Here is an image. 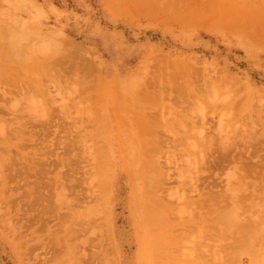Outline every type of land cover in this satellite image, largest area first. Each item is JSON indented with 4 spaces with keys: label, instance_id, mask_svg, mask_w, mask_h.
I'll list each match as a JSON object with an SVG mask.
<instances>
[{
    "label": "rangeland",
    "instance_id": "obj_1",
    "mask_svg": "<svg viewBox=\"0 0 264 264\" xmlns=\"http://www.w3.org/2000/svg\"><path fill=\"white\" fill-rule=\"evenodd\" d=\"M2 23L7 28L4 41H11L13 34L24 41L25 34L30 41L33 38L30 42L28 37L22 48L19 45L18 55L7 58L4 73H16L28 86L41 75L40 63L33 62L41 55L57 64L68 81L55 87L43 77L41 95L36 91L32 101L21 98L17 110L16 100L13 103L9 97L6 104L0 94L1 110L4 104L8 109L14 104L0 113L4 123L12 130L20 129L16 124L22 121L25 125L24 120L29 124L23 135L11 130L9 140L0 131V264H157L154 238L162 234L176 247L186 243L187 252H181L169 240V264H180L181 258L184 264H206L212 258L205 248L210 242L213 246L207 247L223 253L211 252L220 263L264 264V0H0V24L5 28ZM57 49L61 52L56 56ZM184 67L231 82L228 90L220 85L190 104L189 118L196 114L207 118L201 137L200 117H194V125L188 119L175 126L168 116L173 127H164L157 116L169 100L164 105L156 101L157 105L148 100L144 87L138 88L146 81L147 89L152 78L157 88L160 81L167 85V75ZM8 75L0 89H8ZM172 83L174 92L182 89L181 79ZM216 96L230 108L213 106ZM135 99L141 106L135 105ZM47 113L50 122L45 115L41 120ZM137 114L157 122L146 139H153L147 143L161 169L147 166L145 173L157 179L163 173L173 177L154 193L142 190L135 180L145 157L135 137ZM40 129L47 134H39ZM177 140L184 142L181 150L172 143ZM226 141L233 147L226 161L235 155L234 164L230 161L204 174L199 172L202 168L195 173L191 165L185 167L192 157L184 148L197 144L202 149L211 142L214 147L208 157L221 160L223 152L217 146ZM190 173L200 187L196 194L192 186L186 188L192 183ZM179 174L187 185L180 182ZM209 194L220 200L208 208L212 214L206 217L208 205L202 206L203 211L200 204L209 201ZM151 198L162 215L148 209L154 206ZM147 199L152 203L148 208ZM160 222L167 229L157 235L154 226ZM202 224H206L201 234L207 233L205 246L202 237L199 240ZM199 249L205 254L197 252V258L194 252ZM252 250H256L253 258ZM185 252L194 261L189 262Z\"/></svg>",
    "mask_w": 264,
    "mask_h": 264
},
{
    "label": "bare ground",
    "instance_id": "obj_2",
    "mask_svg": "<svg viewBox=\"0 0 264 264\" xmlns=\"http://www.w3.org/2000/svg\"><path fill=\"white\" fill-rule=\"evenodd\" d=\"M12 22V21H11ZM2 24H4V23H2ZM5 25V28H4V26H1V24H0V82L2 83V79L3 80H6L5 79V77H6V75H8L7 73H4V71H5V69H6V67L4 68V66H3V64H4V62L6 63V62H8L7 61V58L9 57L10 58V56H11V58H13L15 55H18L19 54V52H21V50H20V48H22V46L21 45H23L24 43H25V41L26 42H28L27 40L29 39V41H30V35L28 36L27 34H25V36L26 37H24V38H28L27 40L25 39V41L23 40V38L21 37V39L19 38L20 36L18 35L17 37L13 34L12 36H10L11 38V41L9 40H7V39H5V41H4V38H6L7 37V35H5L6 34V24H4ZM10 30V29H9ZM18 30V29H17ZM20 33V31L18 30L17 31V33ZM29 34H31V33H29ZM36 35V34H35ZM58 35V34H57ZM23 36V35H22ZM43 36V35H42ZM54 36V35H53ZM52 36V37H53ZM34 37V36H33ZM8 38V37H7ZM14 38V39H13ZM53 38H57L56 37V34H55V37H53ZM62 37H60L59 39H61ZM16 39H18V40H16ZM32 37H31V41L30 42H32ZM52 38H49V35H48V39L47 40H51ZM14 40V41H13ZM22 40H23V42H22ZM38 40H39V38H38ZM55 41H57V39H54ZM21 42V44H20V42ZM54 41V42H55ZM50 42H52V44H53V39L50 41ZM19 43V44H18ZM23 43V44H22ZM58 43H60V40L58 41ZM58 43L57 44H55L56 46L58 45ZM28 44V43H27ZM19 45L21 46L20 48H19ZM29 45V44H28ZM24 46V45H23ZM55 47V46H54ZM54 47H53V49H54ZM25 48V47H24ZM57 51H59L58 53H57ZM55 53H56V56L57 55H59V53L61 52L59 49H57L56 51H54ZM71 53V52H70ZM70 55V54H69ZM74 55V54H73ZM73 55H71L72 57H73ZM55 56V55H54ZM69 57V58H72V57ZM75 56V55H74ZM35 58L33 59V62H39L40 63V65H41V75H36V77H40V79L39 80H37L36 79V77H34V81L32 82V81H30L29 82V85L28 86H26V85H24V83H23V81H22V79L19 77V76H17L16 75V73H15V75H8V78H10L9 80L11 81V83L9 84L10 85V87H12V90H14V93H13V91L11 92L10 91V89H9V85L7 86V88L9 89V94L7 95L6 94V92L8 91V89L7 90H5L6 89V86H5V84H4V88H2V89H0V90H3V91H0L1 93L0 94H2V97L4 96V97H6V100H4L3 98V100H4V102L7 104L8 103V100L7 99H9V97H12V99H14V100H12V102L13 101H15V108H16V110H17V106H16V103H17V105H21V104H18V101H21V98H22V100L23 101H26V98H30L31 96H33V99L35 98L34 96H35V94H34V92H36L37 91V93H36V95L37 94H39L40 93V95H41V93L43 92V88H44V86H43V80H42V78L43 77H45L51 84H53L55 87H60L63 83H62V81L64 80V81H68V80H66L65 78H63V73H62V71L60 70V68L58 67V65L57 64H51L50 62H49V59L47 58V57H44V56H39V55H36V56H34ZM53 57V56H52ZM74 59H76V56H75V58ZM77 59H79V57L77 56ZM150 67V66H149ZM150 69V68H149ZM148 69V70H149ZM174 75H172V76H170V77H168V75H167V81H168V84L167 85H164L161 81L159 82V86H158V88L156 87V85H155V81L153 80V78L151 79V81H153V82H151V81H149V83L148 84H150L149 86H147V89H146V81L145 82H142V83H144V85L143 84H141L140 86H138V88H140L141 86V88H143L144 87V93H145V95L147 96V98H148V100H151V101H154L155 103H156V101L157 102H159V103H156L157 105L159 104V105H164L163 103L165 102V100L166 99H168L169 101L168 102H166V103H168L169 104V106L168 107H162L161 109V111L158 113V119L163 123V125H164V127H167V126H169L170 128L171 127H173V125H171V124H168V122H167V118H168V116H171V118L169 117L168 118V120L169 119H173L172 120V122L175 120V122H173V124L175 125V126H182L183 124H184V122L186 121H188V119H189V122H190V124L191 125H194V120H195V116H197V117H200V120H201V126H199V127H197V128H195V129H197L198 131H200V129H201V131L200 132H196L200 137L202 136V135H200V134H202L203 133V130H204V125H206V123H204V124H202V121L204 122V121H206L207 122V118H206V116L204 115V114H202V115H200V116H198L197 114L195 115V116H192V118H191V116H190V118H189V115H191L190 113H188L189 112V110H188V108L190 107V104L192 103H198L199 101H201L202 99H204L203 97H205V93L206 92H208L210 89H212V90H218L219 88H220V85L221 86H225L227 89L226 90H228V86H229V84H231V82H229V81H227V80H225V79H223V78H220V76H218L217 74H215V78L214 77H212L211 75H209L208 73L207 74H203V73H201V74H198L196 71H194L192 68H189V67H184L183 69H181V70H179L177 73L175 72V73H173ZM142 76V75H141ZM76 77H78V74H77V76ZM141 79H144L143 77H141ZM177 79H181V84H182V86H180L182 89H178L177 90V92H174V88H176V86L175 85H172L173 83H172V81H175V80H177ZM9 80H7V81H9ZM137 80V79H136ZM139 82V81H138ZM1 83H0V85H1ZM62 83V84H61ZM153 84V85H152ZM180 84V83H179ZM118 85V84H117ZM178 85V84H177ZM228 85V86H227ZM2 86V85H1ZM1 86H0V88H1ZM168 86V87H167ZM175 86V87H174ZM14 87V88H13ZM117 88V91L118 90H120L121 89V86L120 85H118V86H116ZM150 88H152L153 90H150ZM170 89V93H169V95H167L166 94V89ZM211 90V91H212ZM6 91V92H5ZM136 91H138L139 93L140 92H142V89H137ZM33 92V93H32ZM138 92H134L133 94V96L136 98V95L138 94ZM213 92V91H212ZM225 92H227V91H225ZM8 93V92H7ZM31 93L32 94H34V95H31ZM217 93H218V91H217ZM215 94H216V92H215ZM219 94V93H218ZM226 94V93H225ZM225 94H223V95H225ZM229 93L227 92V94L226 95H228ZM217 95V94H216ZM219 95H221V94H219ZM8 96V97H7ZM222 96V95H221ZM25 99V100H24ZM31 99V98H30ZM27 100V101H32V99L31 100ZM216 99L217 100H213V102H214V104H213V102L211 103L213 106H216V107H218V106H221V108H225V106H227V103L225 104L224 102H223V100H222V102L220 101L219 102V96L217 97L216 96ZM9 100H11V99H9ZM137 99H135V101H134V103H135V105L136 106H141L140 104H139V102L138 101H136ZM221 100V99H220ZM22 102V101H21ZM21 102H19V103H21ZM10 104H11V102H9ZM14 103V102H13ZM12 103V107L14 106V104ZM32 103V102H31ZM220 103V104H219ZM5 105V104H4ZM4 105H2V107H3V109L0 111V113H2V111L4 110V109H8V107L6 108ZM166 105V104H165ZM194 105V104H193ZM11 106H9L11 109H12V107ZM230 106H233V105H230ZM228 108H230L229 106H227ZM10 108L8 109L9 111H10ZM158 108V107H157ZM7 110V111H8ZM5 111V110H4ZM187 111V112H186ZM15 112V111H14ZM130 113V112H129ZM167 113V114H166ZM193 114L195 113V112H192ZM186 114H188V116L186 115ZM47 117V119H44V120H47V122L49 121H51V116L49 115L48 116V113L47 114H43L41 117V120H43V117L45 118V116ZM2 116H4V115H2ZM2 116H1V114H0V131H1V133H2V135L3 136H5V138H7L8 139V134L10 133V131L12 130V127H11V125H6L5 123H4V118H2ZM173 116V117H172ZM6 117V116H5ZM35 117H37V116H35ZM8 119V118H7ZM13 119V118H12ZM12 119H9V120H11L10 122H9V120H7L10 124H14V122H16L17 120H15V119H13L14 120V122H13V120ZM38 119V118H37ZM40 119V118H39ZM197 119V118H196ZM199 119V118H198ZM197 119V120H198ZM19 120V119H18ZM23 120V119H22ZM21 121V120H20ZM133 121H134V131H135V137L136 138H138V141H137V143H138V145H140V150H141V156H145L144 157V163L142 162L140 165H142L141 166V170H139V173L137 174V176H135V180H137V181H140L141 182V185H140V188H142V190L145 188V190H151V191H149V192H151V193H154V190H160L161 188H164V186H166V185H164V184H166L167 183V181L169 182V181H171V180H173L172 178V176H169V174H164L163 172V174H162V178L161 179H157V178H155L154 176H152V175H147V173H145V168L148 166L149 168H151V167H153V169L154 170H156L157 169V167L158 168H160V166H157V165H159V161H157V160H155V157H151V155L153 154L152 153V151H154V149H152L151 148V144H149V143H147V142H149V141H151V140H153L152 138H150V139H148V141H147V139H146V136H148V134H152V132H153V126L154 125H156L157 124V122H156V119H153V118H148V116H146V115H136V116H134V118H133ZM13 122V123H12ZM18 122V121H17ZM16 122V123H17ZM24 122H25V125L26 124H28L27 122L28 121H25L24 120ZM15 123V124H16ZM29 123H30V121H29ZM19 124V125H18ZM18 124H16L17 126H21V127H19L20 129H18L17 130V128L16 129H13L11 132H12V134L13 135H23V129H28V127H27V125L25 126V125H23V121H22V124L21 123H18ZM29 125V124H28ZM194 129V130H195ZM15 130V132H13ZM194 130H192V131H194ZM30 131H32L33 132V130H30ZM196 131V130H195ZM35 133H37V130H35L34 131ZM173 132V131H172ZM171 131H169V130H167V133H172ZM38 133L39 134H47V131L46 130H44V129H40V130H38ZM5 134V135H4ZM174 134V133H173ZM0 136H1V134H0ZM174 138H176L175 137V135L173 136ZM188 137V136H187ZM9 140V139H8ZM42 140V139H41ZM40 140V141H41ZM7 142H9V141H7ZM7 142H3L5 145L7 144ZM46 142V140L44 139V141L42 142V143H45ZM183 140L182 141H180V140H177V141H173L172 143H176L175 145H174V147H176L178 150H181V146H183ZM188 143V142H187ZM228 142L226 141V142H224V143H222V146L220 147V146H217V151H222L223 152V157L221 158V160H215V159H210V158H213V157H208V153L209 152H212L213 151V145H212V143L210 142V145L209 146H207V147H205V148H202L201 149V147L202 146H200V147H198V145L197 144H195V145H193L192 146V148H190L191 149V152H189L190 151V149L188 148V147H190V146H188V147H186V148H184L183 149V151L184 152H186V153H191V154H188L189 156H188V158H190V157H192V161L190 160V159H188V160H190V164H185V162H183V160H182V162L186 165L185 167H188V165H191L190 167L192 168V170H194L195 171V173H196V171H199V169H201L202 168V170L201 171H199V172H202L203 170H204V172H202L201 174H204L206 171V169H208V170H210V172L209 173H211V169L213 168L214 169V167H220V168H222V167H225L224 165L226 164V165H228V163L231 161V162H233V164H234V162H236V157H235V155H233L232 157H231V159L230 160H227L226 161V155L228 154V153H230L231 152V150H232V146L230 145V144H227ZM9 145H10V143H9ZM9 145H8V147H9ZM187 145H189V144H186V146ZM184 146H185V144H184ZM204 147V146H203ZM187 148H188V150H187ZM188 151H186V150ZM234 150V149H233ZM209 151V152H208ZM147 157V162H145L146 161V158ZM174 157V156H173ZM175 160L177 161V159L175 158ZM187 160V161H188ZM157 161V162H156ZM175 161V162H176ZM171 162H174V160L173 161H169L168 162V160H167V164L169 163V164H171ZM174 162V164L176 165L177 163H175ZM178 162V161H177ZM154 163V164H153ZM173 164V163H172ZM182 166H183V164H182ZM38 167V166H37ZM190 167H188L187 169H191ZM29 169H31V167H30V165H29ZM161 169V168H160ZM178 170V169H177ZM179 172L180 171H182V173L181 174H183V169L182 170H178ZM212 172H213V170H212ZM181 174H179L180 175V177H179V180H180V182H185L184 184H186L187 182H186V179H184V181H182L183 180V177L181 176ZM191 174V173H190ZM189 174V176H193L192 174L190 175ZM201 174H199V176L201 175ZM196 176V175H195ZM217 176V175H216ZM178 177V176H177ZM201 177V176H200ZM199 177V180L198 181H200V178ZM181 178V179H180ZM197 178H198V176H197ZM204 178V177H203ZM202 178V179H203ZM164 180V181H163ZM178 180V179H177ZM179 180H178V182H179ZM174 181H176V180H174ZM173 181V182H174ZM192 181V183L191 184H189V185H187L186 186V188L188 187H190V186H192L191 188H192V190L195 192V194L197 193V192H200V187H198L197 185H196V177H192L191 178V180L189 181V182H191ZM194 181V182H193ZM204 181V180H203ZM180 182L178 183V186H179V184H180ZM183 183H181V184H183ZM180 184V187H183L182 185ZM206 186V185H205ZM208 186H210L209 184H208ZM202 187V186H201ZM202 189V188H201ZM181 190H183V188H181ZM185 190V189H184ZM191 190V189H190ZM203 190V189H202ZM255 191V190H254ZM253 191V192H254ZM255 193V192H254ZM180 196V195H179ZM147 198H149V197H147ZM180 199L179 200H181L182 199V197H179ZM209 201L207 202V199L205 200V202H207V203H205V204H200V206H201V209L206 205H208L205 209H206V217L208 216V214H209V216H210V214H212V211L210 212V213H208V208H209V211L211 210V205L213 206L214 204H213V202L215 201V202H217L216 200H218L220 197H218V195H213V194H209ZM178 199V198H177ZM148 201H147V205H146V207L148 208V204H149V206L150 205H152V203L154 204V206L153 207H151V208H148V209H153L152 211H153V213L154 214H159V215H162V211H161V209H159L158 208V206H157V203L158 202H156V199H154L155 200V202H152L153 200H152V198H151V204L150 203H148V202H150L149 201V199H147ZM160 200V202H161V199H159ZM220 200V199H219ZM188 201H189V199H188ZM188 201H187V203H188ZM189 202H191V199H190V201ZM191 204V203H190ZM209 205H210V207H209ZM203 206V207H202ZM161 207H163V206H160V208ZM194 207V206H193ZM214 207V206H213ZM196 208H198L197 207V205H196ZM196 208H194V212H195V209ZM203 208V211L205 210ZM163 209H166L167 211H168V208L165 206ZM193 209V208H192ZM214 209V208H213ZM212 209V210H213ZM215 209H216V206H215ZM217 210V209H216ZM197 211H199V209L197 210ZM197 211L195 212V213H197ZM193 212V211H192ZM192 213V215H193V217L196 215L195 213ZM219 211H217V213H218ZM214 214H216V212H215V210H214V212H213ZM189 215H191V214H189ZM199 216H201V213L199 212V214H198ZM192 217V216H191ZM231 217V216H230ZM206 224H202V226H200V227H198V232H199V234L201 235L202 233H204L203 232V227L205 228L206 226H205ZM154 231H155V233L157 234V235H159V233H161V232H163V231H165L167 228H166V224H164L163 222H160V224L158 225V224H155V226H154ZM229 228H231V227H229ZM228 229V228H227ZM232 229V228H231ZM230 229V230H231ZM229 230V229H228ZM167 233V232H166ZM206 235H207V233H205ZM219 234V233H218ZM218 234H216V235H218ZM205 235V236H206ZM214 235H215V232H214ZM224 235V234H223ZM184 236H187V234H185ZM192 236V235H191ZM197 236H198V233H197ZM196 236V239H198V237ZM204 236V234H203V237H205ZM220 236V235H219ZM233 236V235H232ZM183 237V236H182ZM202 237V235L199 237V240H200V238ZM203 237L201 238L202 240H201V245H203V241H204V239H203ZM221 237V236H220ZM186 238V237H185ZM187 238H188V236H187ZM189 238H190V235H189ZM194 238V237H193ZM205 238H207V236L205 237ZM235 238V237H234ZM155 240H154V244H155V250H154V252H153V256H154V259L156 260V262H157V264H169L167 261H168V259L167 258H170L171 257V254H170V252L169 251H167V249H169L168 248V246H167V243H169V240H171V239H169L168 238V236L166 237L165 236V234H162V236L161 237H155L154 238ZM177 239V238H176ZM216 239H217V236H216ZM187 240H189V239H187ZM250 240V239H249ZM172 241H174V240H171L170 241V245H173V246H177V244L175 243V241L171 244V242ZM196 241V240H195ZM205 241H206V239H205ZM219 242L221 241L222 242V240H218ZM217 241V244H219V242ZM255 241V240H254ZM207 242V241H206ZM250 242H252V240L250 241ZM250 242H248V243H250ZM256 243H257V241H255ZM209 243V242H208ZM211 243V242H210ZM210 243L208 244L209 246H213L212 244L210 245ZM213 243V242H212ZM215 243H216V241H215ZM223 243V242H222ZM222 243H220V246H221V244ZM256 243H251V244H254V246H253V248L254 247H256L255 246V244ZM186 243L184 242V245H185ZM223 244H225V243H223ZM258 244V243H257ZM183 245V241H181V243L178 245V247H176V249L177 250H179V251H181L182 252V250L184 251H186L187 252V248L185 247ZM191 245V244H190ZM207 244H206V246L205 245H203V246H205V248L208 250V253H209V255H210V257H212L213 258V253H211L214 249V247L212 248V247H207L208 246ZM250 245V244H249ZM248 245V247H249V249L251 248V246H249ZM202 246V247H203ZM214 246H216V244H214ZM219 245H217V247H215V248H218V247H220ZM225 246V245H224ZM224 246L222 245L220 248H224ZM248 247L246 246V248L248 249ZM184 248V249H183ZM201 248V247H200ZM204 248V247H203ZM204 248V249H205ZM222 248V249H223ZM253 248H251V249H253ZM257 248V247H256ZM256 248H254V249H256ZM154 249V248H153ZM202 249V248H201ZM205 249V250H206ZM209 249H210V252H209ZM212 249V250H211ZM221 249V250H222ZM226 248H224L223 250H225ZM249 249H248V251H249ZM250 249V250H251ZM206 250V251H207ZM217 250H219V249H217ZM189 251V250H188ZM194 251V250H193ZM192 250H190V252H193ZM196 251V250H195ZM214 251H216V250H214ZM254 251V252H253ZM255 251L256 250H252V253H250V254H252V256H251V258H253V253H255ZM185 252V253H186ZM190 252H188V253H186L185 254V256L187 255V260H189V259H191V260H189V262L190 261H194V260H192L193 258H189L190 256L189 255H191L190 254ZM197 252H202V253H204L203 252V250L201 251L200 249L199 250H197L196 252H194V254H196L195 256L197 257V255H199L197 258H200V254H197ZM216 252H219V251H216ZM224 252V251H223ZM223 254L222 252H219V254ZM227 253V252H226ZM257 253V252H256ZM205 254V253H204ZM206 254H207V252H206ZM212 254V255H211ZM183 255V254H182ZM202 255V254H201ZM208 255V254H207ZM256 255V254H255ZM189 256V257H188ZM216 256V255H215ZM217 256H223V255H217ZM226 256V255H225ZM191 257H193V256H191ZM209 257V258H210ZM218 257V258H219ZM258 257V255H256L255 256V258H254V260L255 259H258L257 258ZM209 258H208V260H209ZM211 258V259H212ZM217 258V257H216ZM227 258V257H226ZM165 259V261L166 262H164V261H162V260H164ZM195 259V258H194ZM211 259H210V261H211ZM214 260H215V258H213ZM174 260V259H173ZM181 262H182V264H184L183 263V261L185 260H183L182 258H181ZM186 260V261H187ZM175 261V260H174ZM210 261H208L209 263H210ZM217 260H215V262H216ZM218 261H219V263H220V258L218 259ZM218 261L216 262V264L218 263ZM230 261V260H229ZM233 261V260H232ZM176 263H177V261H175ZM181 262H180V264H181ZM189 262H187V263H189ZM204 262H207V260H205ZM207 262V263H208ZM215 262H212V264H215ZM256 262H257V260H256ZM186 263V262H185ZM206 263V264H207ZM208 263V264H209ZM257 263H260L259 261L257 262ZM190 264V263H189ZM211 264V263H210ZM220 264H223V262L222 263H220Z\"/></svg>",
    "mask_w": 264,
    "mask_h": 264
}]
</instances>
